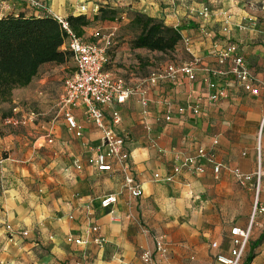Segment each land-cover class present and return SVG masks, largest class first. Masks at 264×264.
<instances>
[{
  "label": "crops",
  "instance_id": "crops-1",
  "mask_svg": "<svg viewBox=\"0 0 264 264\" xmlns=\"http://www.w3.org/2000/svg\"><path fill=\"white\" fill-rule=\"evenodd\" d=\"M204 5L212 9L208 21L198 14ZM82 6L87 7L86 14L80 13ZM5 8L0 18L22 13L65 19L85 15L92 21L83 39L91 37L85 41L102 43L113 38L107 70L124 78L135 94L123 105L106 108V115L109 118L112 110L121 114L122 123L114 128L126 139L125 150L144 196L131 199L124 189V176L117 170L100 173L89 166L88 159L102 145V133L88 120L83 107L72 109L83 129L80 138L69 131L60 112L64 120L31 126L33 132L27 133L28 137L26 131L13 128L0 136V152H8L0 163V264H143L140 254L154 252L155 239L161 236L170 246L169 264H220L217 256H229L233 248L231 229L247 228L253 221L246 261L264 233V219L256 217L264 218V214L250 217L258 184L259 203L264 207V99L246 93L230 76L223 84L229 96L209 102L204 66L217 67L218 52L235 42L251 72L264 80V0H46V11L41 13L25 2L10 1ZM101 8L114 11L116 19L94 21ZM223 12L233 16L230 33L223 32ZM136 13L181 29L183 40L172 54L175 59L164 66L198 58L202 64L196 67V80L182 77L177 83H146L147 75L141 68L144 59L140 57L152 52L132 49L133 38L127 36L125 28ZM69 65L73 68L72 62ZM64 66L44 65L28 87L15 90L16 96L8 104L23 105L48 96L56 77L47 71H62ZM63 96L64 92L60 103ZM195 104L199 105V115L191 111ZM181 107L182 113L178 111ZM9 111L0 113V122ZM169 115L170 121L166 119ZM32 138L36 145L44 140L58 147L55 161L42 173L25 166L31 157L22 155L23 147ZM259 147L261 181L254 178L242 186L233 171L255 174ZM200 149L208 153L215 150V162L222 167L218 174L214 164L199 158ZM178 157L198 159L203 173L186 169L173 182H165L163 178L174 174ZM77 161L80 169L75 167ZM33 175L46 179L35 181ZM39 182L45 185L36 186ZM109 195H117L118 203L104 209L102 200ZM230 201L241 208L233 216L223 208ZM93 227L106 240L111 259L104 261ZM69 236L88 244H70L66 241ZM255 254L251 264H264V240ZM159 263L156 259L153 264Z\"/></svg>",
  "mask_w": 264,
  "mask_h": 264
},
{
  "label": "built area",
  "instance_id": "built-area-1",
  "mask_svg": "<svg viewBox=\"0 0 264 264\" xmlns=\"http://www.w3.org/2000/svg\"><path fill=\"white\" fill-rule=\"evenodd\" d=\"M10 1L25 2L37 13L46 11V0H0V12L4 11L6 5ZM88 12L86 6L80 9L81 14ZM199 16L204 21H208L212 17V9L209 5H204L198 12ZM67 32V50L71 52V61L74 67V73L66 77L64 80V96L60 103V113L63 114L66 124L70 132L74 133L77 138L82 137L83 129L79 125L75 116L72 113L73 108L83 107L88 120L95 125L102 133V145L97 149L95 156L88 159V164L95 167L100 173H111L117 170L124 176V189L133 200L141 199L144 196L143 187L137 182L132 163L128 152H126V139L122 136L114 126L122 123V117L119 111L112 110L109 118L106 115V108L112 105L125 104L134 94L135 91L128 85L122 77H116L107 70L109 63L108 44L105 43H89L83 38L78 37L70 28L67 19L53 16ZM223 17V32L230 33L233 26V16L228 12L222 13ZM211 36V34H207ZM188 42V41H187ZM190 63L183 65L168 64L160 69L155 70L147 79L146 83L156 86L161 82L177 83L180 78L186 77L190 81L197 78L196 67L202 64L198 58H193ZM217 67L204 66L206 78L204 82L208 84L209 93L207 99L209 102H217L229 96L227 86L224 82L231 76L246 93L252 97H260L264 99V80L251 72L245 59L241 54L240 46L235 42H229L217 54ZM144 106L148 105L146 100L143 101ZM17 110V109H16ZM180 113L184 112V108H179ZM191 111L194 115L200 114L198 104L191 106ZM17 112V111H16ZM147 112H145L146 114ZM36 115L32 114L27 119L32 121ZM27 119L22 120L17 117L5 119L6 124L17 126L25 125ZM171 120V115L166 118ZM28 123V122H27ZM217 144V143H216ZM199 158L206 159L209 163L214 164V172L218 174L221 165L215 162V150L209 153L205 149H200ZM2 153L0 152V163L2 162ZM259 165L255 174L249 175L242 172L240 169H235L233 175L238 183L246 186L254 178L260 183L262 178L261 165V148H258ZM178 162L174 167V174L168 175L163 180L171 183L174 177L184 170L203 173V167L198 164V159L194 157L177 158ZM75 167L80 169V162L75 163ZM155 178L160 180V176ZM260 184L256 188V201L253 216L257 213L264 214V207L259 203ZM117 195H109L102 200L101 206L108 209L118 203ZM70 219H73L70 217ZM253 221L247 228L233 227L231 229V241L233 248L229 256L218 255L217 262L220 264H245L246 251L252 237ZM8 230L12 232L11 227ZM13 233V232H12ZM91 233V232H90ZM92 233L95 234L94 241L98 245H102L104 238L99 235L97 227L92 228ZM23 236H28L25 232ZM66 241L77 246L87 245V241L75 239L72 236L67 237ZM217 248V244L213 245ZM156 259L159 264H169L170 261V246L165 241L164 237L155 239V251H143L140 254V261L143 264H153ZM76 264H85L84 261H78Z\"/></svg>",
  "mask_w": 264,
  "mask_h": 264
},
{
  "label": "trees",
  "instance_id": "trees-1",
  "mask_svg": "<svg viewBox=\"0 0 264 264\" xmlns=\"http://www.w3.org/2000/svg\"><path fill=\"white\" fill-rule=\"evenodd\" d=\"M116 13L110 9H99L94 21H113ZM71 30L83 38L85 28L92 24L87 16L67 18ZM136 35L131 41L134 50L144 49L152 53L170 55L183 40L181 29L168 26L163 20L136 13L129 24ZM67 32L52 16L27 17L25 14L8 15L0 18V106L12 101L15 90L28 87L41 68L49 63L65 65L72 54L64 47ZM13 116L9 111L3 120ZM264 240V233L245 264H251L256 257L255 249Z\"/></svg>",
  "mask_w": 264,
  "mask_h": 264
},
{
  "label": "rangeland",
  "instance_id": "rangeland-1",
  "mask_svg": "<svg viewBox=\"0 0 264 264\" xmlns=\"http://www.w3.org/2000/svg\"><path fill=\"white\" fill-rule=\"evenodd\" d=\"M204 3V1H202ZM126 28V34L127 36H130L132 38H134V36L136 35V30H134L132 27H130L129 25L125 26ZM91 37V36H90ZM90 37H86L85 39H90ZM84 39V40H85ZM110 39V40H109ZM112 39L113 38H108L109 40V44H108V52L111 55V51L113 49V44H112ZM102 43L106 44V41H103ZM140 59H144L142 60L141 63V68L142 71L147 75V78L157 69H160L161 67H163L166 63L173 61L172 59H175L174 56L172 54L170 55H162V54H153V53H146L144 55H142L140 57ZM152 61V62H151ZM72 62V61H70ZM69 62V63H70ZM65 64L64 66V70L62 71H57V69L59 68H54V69H50L48 70V74H54V77H56L55 81H53V84L51 85V91L49 93L48 96H45L42 98V100L39 101H26V103L19 104L16 106V104H11L9 105H4L2 104L0 107V113H2L3 111H12L13 112V116L12 117H17L19 119L25 120L27 119L29 116H31L32 114L36 115V118L32 121H28L25 125H17V126H12L9 124H6L5 119L1 120L0 122V136L5 135L6 133H8L9 131H13V128H16V131L22 130V131H26L25 136H27V133H32L33 131L31 130V126H36L38 127L41 123L43 124L44 122H49L51 120H61L63 118L62 115L59 116V112H60V108H59V103H60V98L63 95L64 92V80L66 77L70 76L72 74L71 71L74 72V67L72 68L70 65L68 66ZM69 67V68H67ZM60 70V69H59ZM15 93L13 94L14 97ZM16 96V95H15ZM10 103V102H9ZM18 109V110H16ZM20 110H23L20 111ZM16 111H20V112H16ZM11 118V117H9ZM8 119V118H7ZM63 127L65 128V131L67 132V134H69L68 129L65 125V123L63 124ZM36 135V134H33ZM34 137V136H33ZM62 141V140H61ZM30 142L28 144L27 147H23V153L22 155H30V162H26L27 164L25 165L27 168L29 169H35L36 171H39V173H42L43 170H45L52 162H54L55 160V152H58V147L55 146V144H49L47 141L41 140L37 145L35 144L36 139L32 138L30 139ZM40 145H43L40 148ZM20 147L17 148V150L19 151ZM2 153V158H6L8 157V155L6 156L5 153L8 154V152H1ZM18 155V154H17ZM19 156V155H18ZM71 164V163H70ZM34 180L38 181V180H45L46 177L45 176H38L36 177L35 175H33ZM45 185V183L39 182L38 184H36V186L40 187V185ZM223 208L225 209V211L230 215L233 216L235 210L240 211L241 208L235 207L234 203L232 201L226 203ZM255 210V202L252 204V209H251V216L253 215ZM259 219H264L263 216H259V214H257V216ZM143 225V224H142ZM145 226V225H143ZM148 228V227H147ZM146 226L144 227V229H147ZM99 251H103V259L108 260L111 259V253L107 252V243L106 240L103 242L102 245L99 246ZM88 257V254H87ZM155 263V262H154Z\"/></svg>",
  "mask_w": 264,
  "mask_h": 264
}]
</instances>
